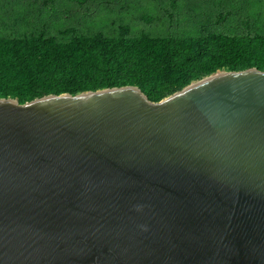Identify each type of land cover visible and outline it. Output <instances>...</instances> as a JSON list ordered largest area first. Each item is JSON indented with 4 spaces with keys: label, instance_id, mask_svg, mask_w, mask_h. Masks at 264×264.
<instances>
[{
    "label": "water",
    "instance_id": "1",
    "mask_svg": "<svg viewBox=\"0 0 264 264\" xmlns=\"http://www.w3.org/2000/svg\"><path fill=\"white\" fill-rule=\"evenodd\" d=\"M0 264H264V71L1 98Z\"/></svg>",
    "mask_w": 264,
    "mask_h": 264
},
{
    "label": "trees",
    "instance_id": "2",
    "mask_svg": "<svg viewBox=\"0 0 264 264\" xmlns=\"http://www.w3.org/2000/svg\"><path fill=\"white\" fill-rule=\"evenodd\" d=\"M66 40L37 35L0 37V99L24 104L46 95H76L135 86L151 102L180 91L218 70L264 71V35L209 33L197 36L100 32Z\"/></svg>",
    "mask_w": 264,
    "mask_h": 264
},
{
    "label": "rangeland",
    "instance_id": "3",
    "mask_svg": "<svg viewBox=\"0 0 264 264\" xmlns=\"http://www.w3.org/2000/svg\"><path fill=\"white\" fill-rule=\"evenodd\" d=\"M264 35V0H0V37Z\"/></svg>",
    "mask_w": 264,
    "mask_h": 264
}]
</instances>
